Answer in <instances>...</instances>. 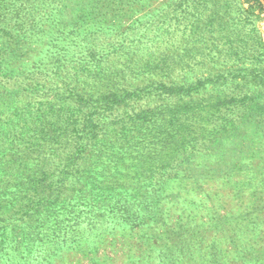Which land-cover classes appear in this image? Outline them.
I'll use <instances>...</instances> for the list:
<instances>
[{
  "label": "rangeland",
  "instance_id": "obj_1",
  "mask_svg": "<svg viewBox=\"0 0 264 264\" xmlns=\"http://www.w3.org/2000/svg\"><path fill=\"white\" fill-rule=\"evenodd\" d=\"M184 77L230 92L229 120L105 107ZM0 264H264V12L0 0Z\"/></svg>",
  "mask_w": 264,
  "mask_h": 264
},
{
  "label": "trees",
  "instance_id": "obj_2",
  "mask_svg": "<svg viewBox=\"0 0 264 264\" xmlns=\"http://www.w3.org/2000/svg\"><path fill=\"white\" fill-rule=\"evenodd\" d=\"M250 2H253L260 10L264 12L263 5L264 0H248ZM262 3H261V2ZM263 54V53H261ZM183 62L182 58H179L177 62H175V66L179 68V71L183 68ZM168 71L172 68L171 65L165 64ZM155 70H160L163 72L164 68L161 67V65H156L154 67ZM181 81H177V79H171L170 82H164L161 80L154 81L150 85H146L144 87H137V88H131L129 90L125 91H119L118 93L112 95L111 101H106L105 107H108L106 109H112L116 106H127L129 103L128 99L130 100H139L142 101L148 99V98H161L162 100L170 101L171 98L176 99L178 101L183 102L182 103V109H184V112H181V116L177 115L175 117H172V121L177 120L178 118L184 119V120H193L195 117H209V118H225V121H228L227 117L228 114L231 112V110L234 108L232 105L231 99L229 98V93L225 94L223 91H213V92H206L205 85L207 82H209L208 78L204 79H196L195 81H187V79L184 77L180 79ZM177 81V82H176ZM205 91V92H204ZM201 92H204L205 96H207L209 99L205 100L203 95L201 96ZM225 95H221V94ZM154 96V97H153ZM231 97L233 95L231 94ZM108 99V98H107ZM211 101V102H210ZM206 102V104H205ZM149 103V102H148ZM231 103V104H230ZM163 107H171L169 103L161 104L158 107H152L150 110L145 111L146 115L147 113H152L154 111H159ZM95 110H98L97 107H92ZM100 110L101 107H100ZM144 112V111H142ZM122 138V136H121ZM125 140V139H124ZM118 153H125L124 146H119L117 149ZM80 155V153H78Z\"/></svg>",
  "mask_w": 264,
  "mask_h": 264
}]
</instances>
